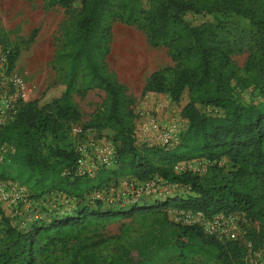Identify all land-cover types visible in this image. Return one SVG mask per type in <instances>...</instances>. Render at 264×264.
Returning <instances> with one entry per match:
<instances>
[{
	"label": "trees",
	"instance_id": "1",
	"mask_svg": "<svg viewBox=\"0 0 264 264\" xmlns=\"http://www.w3.org/2000/svg\"><path fill=\"white\" fill-rule=\"evenodd\" d=\"M141 1L83 0L81 18L66 43L71 49L56 55L60 65L66 57L72 61V77L63 92L43 104L39 99L26 102L15 118L0 130V143L13 142L17 147L15 158L32 171L28 180L33 189L31 197L59 191L83 205L74 210L75 215L55 218L28 233L13 226L0 205V217L6 223V236L10 241H4L0 248V264H56L52 258L39 257L51 248L67 243L66 231L70 228L83 227L92 220L131 217L168 207L202 213L207 217L218 213H240L256 223L246 227L245 236L251 242L248 247L238 239L206 234L198 224L179 226L180 234L187 238L174 240L167 249L175 252L183 262L191 259L188 258L191 254H198L203 264H250L248 253L264 245V109L252 102L244 104L235 96L237 84L244 87L252 82L259 84L264 77V0H150L148 10L141 7ZM230 11L248 18L254 29L250 39L255 41L256 49L248 57L245 69L257 75H239L232 58L234 44L221 37L224 22L218 14H229ZM145 12L151 25V43L172 48L174 61L183 59L188 62L175 70L167 67L153 71L144 87V92H167L174 101H179L185 90L189 91L190 101L182 108V114L189 122L188 129L175 147L158 144L138 147L135 144L133 127L126 115L130 112L125 110L123 100L125 85L111 75L100 58L107 53L104 43L110 28H103L107 16H118L132 23ZM189 13L212 15L215 21L193 24L186 17ZM98 31L100 35L96 37ZM81 69L93 83L89 86L103 88L108 94L109 110L103 125L117 130L114 140L121 143L119 174H131L140 181L159 176L171 183L190 186L193 195L157 202L146 208L101 210L103 201L90 200L89 194L110 183L107 181L111 178L101 179L102 172L110 171L101 170L93 177L73 173L62 175L46 158L42 151L46 139L54 145V155L71 171L78 158L73 146L65 148L60 144L81 120V112L72 100L73 81ZM171 70L174 76L168 80L166 72ZM260 93L264 100V81ZM198 104L212 105L224 113H204ZM97 124L85 125L83 129L102 125L100 120ZM222 158L228 160L226 170L232 178L231 185L207 188L200 182L199 175L174 169L176 164L193 159L219 162ZM1 179H4L2 173ZM91 203L96 208H89ZM128 233L127 226L114 237L115 250L104 251L111 238L97 240L75 248L67 260L71 261L69 264H157V258L150 254L142 255L136 261L124 258L120 252L125 248L121 240ZM165 243L155 244L158 254L164 251L162 246Z\"/></svg>",
	"mask_w": 264,
	"mask_h": 264
},
{
	"label": "rangeland",
	"instance_id": "2",
	"mask_svg": "<svg viewBox=\"0 0 264 264\" xmlns=\"http://www.w3.org/2000/svg\"><path fill=\"white\" fill-rule=\"evenodd\" d=\"M83 0H0V107L8 100L6 115L3 118L2 130L16 116L19 109L28 101L39 99L41 104L49 102L63 92L66 82L71 79L72 61L66 57L62 65L56 61L60 51L70 50L66 46L68 38L76 29L81 18ZM150 8V0H142L141 7ZM116 10V9H115ZM231 12V11H230ZM138 19L127 23L124 19L107 16L103 28H110L105 40L107 53L100 57L107 70L120 83L125 85L124 104L127 120L133 127L135 144L162 145L163 129H175L177 137H181L188 129V120L182 114V108L190 101V93L185 90L179 101H174L169 93L144 92V87L150 74L158 69L171 67L176 69L186 64L185 60L178 62L172 59L173 49L164 45L154 46L149 35L151 33L148 14L138 15ZM224 22L220 31L223 39L234 44L232 54L235 67L242 77L251 74L245 69L248 57L254 53L256 44L250 37L253 27L249 19L231 12L218 14ZM187 19L193 24L203 21H215L212 15L187 14ZM98 37L100 31L97 33ZM107 46V47H106ZM240 48V49H239ZM10 56H12L10 58ZM188 64V62H187ZM168 80L174 76V71L166 72ZM257 75V74H256ZM252 82L244 87L235 86V96L244 103H254L264 109L260 85ZM72 100L81 112V120L74 125L83 128L85 125L101 126L87 127L91 130L99 146H111L117 151V163L104 168L108 173L101 174V179L111 178L103 187L106 198L101 210H128L131 208H146L157 202L175 198H186L194 193L190 186L175 183L164 184L158 177L140 181L131 174H119L118 151L121 143L115 141L117 130L103 125L108 110L109 98L103 88L89 86L90 78L79 70L74 78ZM233 84H236L234 81ZM200 110L207 114L223 115L224 111L212 105L198 104ZM150 117L157 119L159 130L145 125ZM148 128L145 130V128ZM79 136L70 131L69 137L60 145L65 148L77 145ZM53 144L46 139L42 146L46 158L57 166L62 175L70 174L65 162L54 155ZM17 147L13 142L0 143V205L4 216L23 233L31 232L36 226L48 224L51 220L75 215L74 210L83 206L66 193L53 191L41 197H31L32 187L28 183L31 169L24 167L15 158ZM229 165L227 158L219 162L207 159H193L180 162L174 166L177 172L184 170L199 175L200 182L207 188L214 189L222 185H231L232 178L227 173ZM103 169V170H104ZM96 208L91 203L89 208ZM233 223L226 227L235 232L241 244L248 247L251 242L246 238L247 226L256 225L240 213H230ZM204 221V220H203ZM198 224L202 226L199 213H192L176 207L163 210H150L137 213L131 217H118L111 220H92L83 227L70 228L66 231L67 243L51 248L39 258H52L56 264H69L72 252L80 245L109 239L111 243L105 248V253L116 249L115 236L121 234L125 227L129 233L121 243L125 248L120 250L124 258L138 260L142 255L150 254L157 258V264H203L202 257L191 254L188 261L183 262L167 246L174 240L187 238L180 234L179 226ZM6 223L0 217V248L4 241L10 242L6 236ZM205 230V229H204ZM206 234H209L205 231ZM220 237V236H219ZM108 241V240H107ZM167 242L158 254L155 249L157 242ZM250 248V247H249ZM250 252V251H249ZM250 264H264V245L255 252L248 253ZM18 264H21L20 262Z\"/></svg>",
	"mask_w": 264,
	"mask_h": 264
},
{
	"label": "built area",
	"instance_id": "3",
	"mask_svg": "<svg viewBox=\"0 0 264 264\" xmlns=\"http://www.w3.org/2000/svg\"><path fill=\"white\" fill-rule=\"evenodd\" d=\"M8 105V100H5L2 107H0V126L3 124V118L4 115H6ZM145 125L152 129H160L157 119L154 117H150ZM147 127L145 130L148 129ZM72 131L75 135L79 136V142L74 146V150L78 153V158L71 173L77 176L87 175L93 177L104 168L112 167V165L117 163V151L111 146H99L95 134L90 129L73 127ZM175 133L176 130L173 128L170 130L163 129L160 135L163 143L162 145L169 148L175 147L180 142L179 137H177ZM155 177H158L159 181H163L164 184L169 183L159 176ZM103 194V189H95L90 192L89 199L105 201L106 198ZM199 215L200 220H202V227L209 234H216L217 236H220V238L238 239L235 236V232L226 227L228 224L233 223L230 214L218 213L211 217H207L202 213H199Z\"/></svg>",
	"mask_w": 264,
	"mask_h": 264
}]
</instances>
